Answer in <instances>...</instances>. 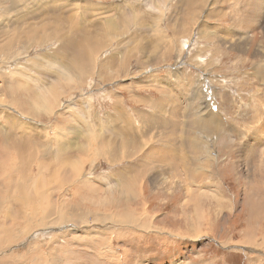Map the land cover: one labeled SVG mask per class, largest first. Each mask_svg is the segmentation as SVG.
<instances>
[{
	"label": "rangeland",
	"instance_id": "obj_1",
	"mask_svg": "<svg viewBox=\"0 0 264 264\" xmlns=\"http://www.w3.org/2000/svg\"><path fill=\"white\" fill-rule=\"evenodd\" d=\"M7 10L10 19H20L2 24ZM72 13L87 28L92 18L104 39L84 56L88 72L70 81L56 70L77 71L79 59H62L85 33L70 21ZM46 22L39 35L48 37L28 45L32 35L23 29ZM66 40L70 50L63 47ZM0 49V136L30 140L39 155L51 151L52 161L59 159L58 143L70 147L63 167L45 173L54 182L44 192L50 187L55 198L47 199L45 226L19 231L27 222L38 225L44 203L40 214L27 203L17 227L3 215L19 205L3 203L0 228L8 229L0 236H18L1 247L0 262L264 264V0H0ZM56 77L55 103L49 95L44 105L34 101ZM128 128L133 137L123 148L120 132L129 138ZM98 134L116 153L99 155ZM79 135L81 141L92 135L86 157L71 152ZM5 144L0 142L2 195L14 187L9 154L15 146L8 151ZM66 171L72 176L62 184ZM156 174L169 180L157 186ZM129 178L138 196L133 204L119 203ZM62 214L66 221L53 224Z\"/></svg>",
	"mask_w": 264,
	"mask_h": 264
},
{
	"label": "bare ground",
	"instance_id": "obj_2",
	"mask_svg": "<svg viewBox=\"0 0 264 264\" xmlns=\"http://www.w3.org/2000/svg\"><path fill=\"white\" fill-rule=\"evenodd\" d=\"M50 1V0H49ZM54 3V2H53ZM202 4V3H201ZM50 6V5H49ZM200 6V5H199ZM12 7H15V5H12ZM30 7H31V5H30ZM42 6H40V9L39 10H41L42 8H44V7H42ZM16 8V10H17V7H15ZM7 9V8H6ZM55 9L57 10V11H62V12H64L65 10L63 9V8H57V7H55ZM14 10V9H13ZM22 10V9H21ZM26 10H28V9H25L24 8V10H22V11H26ZM38 10V11H39ZM8 11L9 10H7L6 11V15H4V17L1 19L2 20V24H4V21L5 20H8V21H6V22H9V20H13L12 18L10 19L9 17H8ZM68 11V10H67ZM194 11H197V10H195V7H194ZM28 12H29V10H28ZM74 12V11H73ZM84 12H89V11H84ZM30 13V12H29ZM66 13V12H65ZM36 14V13H35ZM34 14V15H35ZM67 14H69V13H67ZM124 14V13H123ZM122 14V15H123ZM13 15V14H12ZM125 15V14H124ZM123 15V16H124ZM69 16V18H70V21H73V24H74V26L79 30V32L80 33H82V32H85L84 34H82V35H79V38H77V41L78 40H81L80 41V45L79 46H74L73 48H72V54L69 56V55H67L66 53H64V54H62V59L63 58H65V63H68L67 62V60L69 59V63L70 64H73V61H74V59L75 58H77V59H79V62L76 64V66H77V71L76 72H73V70L71 69L70 70V67L68 68V69H58V70H56V71H58V74L62 77V78H65L66 80H70L71 81V79H72V75H74V74H79L80 72H84V73H87L88 72V70H87V65H85V59H84V56H92L93 55V53H94V49L96 50V51H98L99 50V46H100V44H101V42H102V40L104 39V37H103V35H101V36H99L100 34H103L102 33V31L100 32H98V31H96V30H98L99 28H100V25L99 24H97V23H95V22H93V20H92V18H90V19H88L87 21L89 22V23H91V27H96V29L95 30H92L91 29V27H88L87 28V26H85L82 22H81V20H80V18H78V15L77 14H74V13H72V14H70V15H68ZM84 16H85V14H84ZM24 17H27V12H26V14H23V15H21V19L24 21L25 19H24ZM31 18V17H30ZM122 18V17H121ZM15 19H20V16L19 17H17V18H15ZM14 19V20H15ZM32 19V18H31ZM83 19H85L86 20V18H83ZM119 19V18H118ZM78 20H80V23L78 24ZM95 20V19H94ZM112 22L110 23V24H115L116 22H114L115 21V19H112L111 20ZM17 23V22H16ZM7 24V23H6ZM82 25V30H81V25ZM88 24V23H87ZM45 25V26H44ZM47 25H50L49 23H45V24H43L42 26L43 27H36V28H33V29H29L28 31H24V29H23V31H22V34L23 35H32V36H30V37H28V38H26L25 40L26 41H29L27 44L29 45V44H32V42H34V40H36L37 39V37H40L41 39H43V38H46V37H48L47 35H42V36H40L39 35V32L40 31H42L43 33L45 32V30L47 29ZM11 26V25H10ZM54 26H57V25H54ZM89 26V25H88ZM112 26V25H111ZM8 27V26H7ZM21 27H23V25L21 24ZM8 28H10V27H8ZM55 28V27H54ZM50 29V28H49ZM92 31H96L95 33H93ZM15 32V31H14ZM100 33V34H99ZM18 34H20V33H18ZM34 34V35H33ZM13 39H11L10 40V44H8V45H5L3 48H2V51L3 50H6V48L8 47H11L12 46V41ZM17 40V39H16ZM24 41V40H23ZM16 43V42H15ZM18 43V42H17ZM64 48L66 47V48H68L69 50L71 49V46H70V44H69V42L66 40L65 41V43H64V46H63ZM86 49H89V51L88 52H86ZM9 50V49H8ZM0 52H1V49H0ZM125 56H127V54L125 55ZM57 74V75H58ZM59 76V77H60ZM14 82H16V83H19L17 80H12L11 81V83H14ZM46 82V81H45ZM61 84V80L59 79V78H57L56 77V79H55V81H54V83H50V86L48 87L47 86V89H45V87H41L39 90H41V92H45V94H37V96H39V98L41 99V101H38V100H34V101H36L37 103H40V104H43V102L44 101H47V98L48 97H46V95H49V96H52V100H54V103H55V100H57V97L59 96L58 95V88H60V87H58L59 85ZM18 85V84H17ZM39 85V84H38ZM47 85V84H46ZM8 86V85H7ZM6 86V88H5V90H8V87ZM43 88V89H42ZM62 88V87H61ZM62 90V89H61ZM35 91V90H34ZM6 92V91H5ZM7 93V92H6ZM207 96V95H206ZM35 102V103H36ZM209 102H211V101H209ZM207 100L205 101V104H211V103H209ZM52 103H53V101H52ZM45 104V103H44ZM43 104V105H44ZM36 105V104H35ZM56 105V104H55ZM47 107V106H46ZM45 107V108H46ZM44 108V109H45ZM52 108V107H51ZM200 108V107H199ZM48 109V108H47ZM206 109V108H205ZM208 110V109H207ZM212 110V109H211ZM204 113L206 112L205 110H202ZM33 114L32 115H34V114H36V113H34L33 111H31ZM123 112V111H122ZM202 112V113H203ZM199 113V112H198ZM116 118V117H115ZM11 119V118H10ZM198 121L199 122H201L199 119H198ZM13 123V122H12ZM150 122H148V124H149ZM195 123V122H194ZM14 124V123H13ZM110 124V123H109ZM151 124V123H150ZM153 124V123H152ZM151 124V125H152ZM203 124H205L204 122H202V125L201 126H203ZM206 125V124H205ZM117 126V125H116ZM149 127H150V125H149ZM110 128V127H109ZM108 128V129H109ZM131 128V127H130ZM152 129V128H151ZM99 130V129H98ZM128 130V134H129V138H127V137H124L122 134H124V131H126V130H123L122 132H120V134H121V138H122V143H121V145H120V143H119V145L120 146H122L123 148H125L126 146H129L130 145V138L131 137H133L132 136V134L130 133V131H129V128L127 129ZM114 131V130H113ZM112 131V132H113ZM118 131V130H117ZM150 131V130H149ZM81 132H82V130H81ZM93 132V131H92ZM111 132V131H110ZM109 131H108V133L109 134H111ZM79 133V132H78ZM102 133V132H101ZM80 134V133H79ZM115 134V133H114ZM81 135V134H80ZM80 135L77 137V141H76V143H74L73 144V149H71L72 151L71 152H73V153H75V154H77V155H79V156H83V154H84V156H85V153L87 152V147H89L88 145L89 144H91L92 142V135L91 136H89V138H88V140H84V141H81V139H79L80 138ZM117 135V134H116ZM115 136V135H114ZM131 136V137H130ZM154 136V135H153ZM156 136V135H155ZM187 136V135H186ZM151 137H152V135H151ZM188 138H189V136H187ZM186 137V138H187ZM190 137H192V136H190ZM103 138V136H100V134H98V135H96L95 136V140H99V147L101 148V152H100V154L99 155H102V154H104L105 152H108V153H110V154H113V153H116V151H115V149H113L112 150V147H110V144L109 143H111V142H109V141H111V140H104V141H102V140H100V139H102ZM187 138V139H188ZM195 139V138H194ZM193 139V140H194ZM57 140V139H56ZM190 141H192L191 139H189ZM8 142V143H10V144H5L7 147H5V150H8V151H10V149H11V147L12 148H14L13 147V145L15 146V149H13V150H15V151H10V156H11V158H12V160H11V162L10 163H12V166H14L15 168L14 169H11V171H10V175L12 176V179H14V182H13V180H12V185L14 186L13 188H12V190L10 191V189H7L6 191H5V193L2 195V194H0L1 196H2V198H3V200L4 201H1L0 200V218L2 217L1 216V208H2V206L4 205L3 203L6 201H8V200H10V199H12L11 201H13V202H15L16 204L15 205H19V207H16V209H17V211H11V213H8V212H6V213H8L9 215H3V217H5V218H8L9 219V221L11 222V224H13V225H15V227H17V226H20L19 224H18V219H20V218H25L24 216L25 215H23V214H21V213H19L20 211H22L23 212V210L25 209V208H27L29 205H27V203H29V204H31L33 207H34V210H35V208H36V210H35V213H38V214H40V212L38 211V208H39V206H40V204L42 205V203H44V205H45V210H44V216H43V219L42 220H40L39 222H38V225L36 226L35 225V223H29V222H27L26 223V225H25V227H24V229H21V230H19L20 231V233L21 234H24L26 231H30V230H32V229H34L35 227H43V226H45L46 224H47V222H46V217H47V215H48V213H49V208H48V205H47V199H55V198H52V194H50L49 193V190H50V187L48 188V191H47V194L44 192V189L46 188V185H50L51 184V182H54V179H53V177H52V175L51 176H49L48 177V175H45V173L46 174H48V171H54V169H52L54 166H57V169L56 170H58V169H60V168H62L63 167V162H62V159H61V157L62 156H65V155H68L69 154V152L67 151L70 147H69V144L67 145V144H65V142L64 143H58V146H60L61 147V149H58L57 151V157H59V159H55V160H50L49 159V155H50V153H51V151H50V153H49V155L47 156L46 155V152H44V154H42V155H39V152L37 151V150H35L34 148H36V147H34L33 146V143L30 141V140H25V139H21V138H13V136L12 135H10V133H3V136H0V142L2 143V142ZM74 141V140H73ZM204 141V140H203ZM71 144V143H70ZM116 144V143H115ZM137 144V143H136ZM87 145V146H86ZM2 146L4 147V145L2 144ZM97 146V145H96ZM110 148V149H109ZM118 148V147H117ZM176 149V148H175ZM209 149V148H208ZM18 150V151H17ZM171 150V149H170ZM44 151H49V150H44ZM152 151V150H151ZM177 152V151H176ZM197 152V151H196ZM211 152V151H210ZM210 152H209V154H210ZM3 153V152H2ZM6 153V152H5ZM90 153V152H89ZM150 153V152H149ZM1 154V153H0ZM41 154V153H40ZM7 155V154H6ZM87 155V154H86ZM177 155V154H176ZM197 155V154H196ZM9 156V157H10ZM9 157H7V158H9ZM86 157V156H85ZM88 157V156H87ZM90 157V156H89ZM150 157V156H149ZM210 157V156H209ZM212 157V156H211ZM82 158V157H81ZM198 158V157H197ZM188 159V158H187ZM177 160H179V159H177ZM176 160V161H177ZM178 162V161H177ZM9 163V164H10ZM184 163V162H183ZM177 165V164H176ZM187 165V164H186ZM11 166V167H12ZM185 166V165H184ZM35 167H36V169L38 170V172H36V173H34V169H35ZM186 167V166H185ZM13 168V167H12ZM8 169H9V167H8ZM52 169V170H51ZM151 169H155V168H151ZM156 169H158V168H156ZM55 170V172L53 173L54 174V176H55V178L56 179H58L59 178V176H58V172ZM133 171H135L136 172V176H138L139 174H143V172L142 171H140V170H134V168L132 169ZM149 171H150V169L148 170V172L147 173H149ZM170 171V170H169ZM8 172V171H7ZM72 172V171H71ZM120 173H122V172H119L118 174H120ZM170 173L171 174H173V175H175L176 174V170L175 169H172L171 171H170ZM198 173V172H197ZM201 173V172H200ZM5 174V173H4ZM68 172L66 171L65 172V177L61 180V183L63 184V183H65V181L69 178V177H71L72 176V174H68ZM13 175H14V177H13ZM125 175H126V173H125ZM136 176L135 175H133V177L134 178H136ZM7 178H5V179H8V175L6 176ZM129 177V176H128ZM128 177H126L125 176V178H128ZM156 183L158 184L157 186H159V185H163V184H165L169 179H167V178H165V177H163L162 179H161V177L160 176H158L157 174H156ZM192 177H194V175L192 176ZM10 178V177H9ZM134 178H129V180H126V181H124L125 183H123L122 184V187H121V191L123 192H121L122 194H119L118 196H119V203L120 202H122V200H129V201H131V203L130 204H133L134 202L133 201H135L136 200V198H137V196H138V193H136V190H135V187L132 185V179H134ZM200 178V177H199ZM121 180H124V178L122 179L121 178ZM166 180V181H165ZM44 181H46V183L45 184H42V182H44ZM127 181H129V183H126ZM154 182V181H153ZM10 183V182H9ZM155 183V184H156ZM9 186H7V188H8ZM82 190H85V189H81V193H82ZM11 192L13 193V195H11ZM102 199H103V197H102ZM111 200V199H110ZM252 200V199H251ZM113 201V200H112ZM14 204V203H13ZM250 204H255L254 203V201L253 202H251ZM44 205H42L43 207H44ZM30 207V206H29ZM260 207V206H259ZM8 208H9V206H8ZM14 208V207H13ZM124 209H125V211L126 212H128V213H130V214H133V210H131V208H130V206L129 205H125V207H123ZM251 208V214H252V216L253 215H256L257 214V212H258V209H257V207L256 206H254V207H250ZM11 209V208H10ZM30 210V209H29ZM33 210V209H32ZM75 209L73 208V211H74ZM33 212V211H32ZM34 213V214H35ZM24 214H25V212H24ZM31 214H33V213H31ZM23 215V216H22ZM36 215V214H35ZM66 216L65 215H60V221L59 222H52L53 224L55 223V224H58V223H62V222H64V221H66ZM87 222V221H86ZM84 223V222H83ZM1 229H8L5 225L2 227V228H0V231H1ZM14 232V231H13ZM13 232H10V231H8L7 232V234H6V236H4V237H1L0 236V249H1V247L3 246V245H5V244H13L14 243V241L17 239V238H15L16 236H18V233L15 235V234H13ZM7 247V246H6ZM35 251V250H34ZM29 252H31V251H29ZM38 252V251H37ZM36 253V252H35ZM39 253V252H38ZM26 254H28V253H26ZM40 254V253H39ZM37 255V254H36ZM38 256V255H37ZM14 257V256H13ZM8 258V257H7ZM24 260V259H23ZM10 261V260H9ZM2 263H4V261H1ZM0 262V263H1ZM13 262V261H12ZM18 262V261H17ZM4 264H6V263H4Z\"/></svg>",
	"mask_w": 264,
	"mask_h": 264
}]
</instances>
